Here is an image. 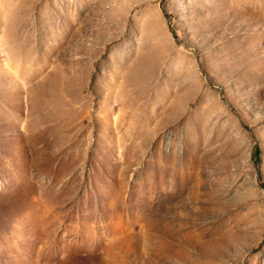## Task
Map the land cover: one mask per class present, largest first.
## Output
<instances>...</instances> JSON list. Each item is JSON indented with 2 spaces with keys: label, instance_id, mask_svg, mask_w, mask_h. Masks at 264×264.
Returning <instances> with one entry per match:
<instances>
[{
  "label": "rangeland",
  "instance_id": "rangeland-1",
  "mask_svg": "<svg viewBox=\"0 0 264 264\" xmlns=\"http://www.w3.org/2000/svg\"><path fill=\"white\" fill-rule=\"evenodd\" d=\"M0 264H264V0H0Z\"/></svg>",
  "mask_w": 264,
  "mask_h": 264
}]
</instances>
